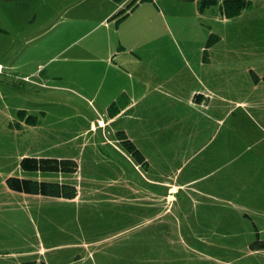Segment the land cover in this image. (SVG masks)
I'll list each match as a JSON object with an SVG mask.
<instances>
[{
	"label": "rangeland",
	"instance_id": "rangeland-1",
	"mask_svg": "<svg viewBox=\"0 0 264 264\" xmlns=\"http://www.w3.org/2000/svg\"><path fill=\"white\" fill-rule=\"evenodd\" d=\"M117 1L119 10L132 11L142 0ZM154 1L164 13L167 5L173 9L180 27L160 37L168 49L157 78L199 89L194 102L201 105L192 109L181 101L171 113L153 111L156 138H189L198 146L180 147L175 160L163 158L170 156L164 147L145 148L147 172L120 147L95 144L94 135L116 141L110 128L87 130L94 87L96 105L104 106L101 99L115 82L126 87L147 69L145 54L129 50L112 55L129 79L90 71L82 60L94 58V40L105 30L98 15L104 6L0 0V172H22L24 157L71 158L79 165L76 175L64 176L78 186L73 200L47 198L39 209L30 207L35 213L13 209L14 219L0 201V264H264V250L251 249L264 242V16L235 20L231 0L216 6L200 0L205 11L194 18L186 9L191 0ZM144 11L125 19V37L145 22ZM26 73L34 74L32 84L20 81ZM19 107L37 123L13 134L8 123L14 119L18 126ZM123 122L112 127L123 128ZM53 128L59 131L44 138ZM143 137L136 138L142 149ZM158 182L175 186L171 203L157 202V189L164 191ZM29 251L36 253L7 257Z\"/></svg>",
	"mask_w": 264,
	"mask_h": 264
},
{
	"label": "crops",
	"instance_id": "crops-1",
	"mask_svg": "<svg viewBox=\"0 0 264 264\" xmlns=\"http://www.w3.org/2000/svg\"><path fill=\"white\" fill-rule=\"evenodd\" d=\"M199 1L200 0H191L192 3L189 1L188 7H186V9H188V11L190 12L189 16L198 18L200 15L199 12L205 11V8H199ZM216 1L217 0H209V3H211L210 6H216ZM92 2L93 4L94 2H97V4H101L102 6H104V8H100L98 10V15L100 17V24L104 23L105 25V30L103 31V33H101V35L98 36V38L94 40V58L91 55V57L93 58L91 60L88 57L82 59L83 61H89L91 65L90 71L97 69L102 70L104 73V70H106L109 73H117V75H120L123 78H128V72L126 71V67H124V65H119L117 63L114 65L112 64L114 61V57L112 55L116 56L118 52H126L128 50L131 54L144 53L145 60L147 61L144 64L142 62V66H146L147 69L145 70L146 72H139L136 79L132 78L131 80L128 78L130 81H132V83L128 84V86L126 87L121 86L119 88L118 85L120 83L115 82L112 87H110V90L108 91L109 93H106L107 95H105L104 98L101 99V101L105 104L104 106L96 105L98 102H100V100L96 99V96L99 97V94L95 83H93V85L95 86L94 88L96 89L94 91L92 90V103L95 106V110H93L94 117L90 120L88 125L89 127L87 130H89L93 134H96L98 132H100L101 134L102 131L106 130L107 128H110L115 137L117 129L121 127L115 129L112 126L117 121L123 119L124 122L121 131L125 132L126 136L130 141H134L133 143L141 151L146 161L148 162V166L150 165V160L147 158L145 148L157 147L155 149H158L164 147L166 150H169L170 156L166 155V157L163 156V158L175 160L178 156L176 154H179L178 150L181 149L180 147L184 148L185 150H189L192 147L198 146L197 141H195L196 143H193L189 138L184 142L180 141L179 143H177L172 138L168 139V141L166 142V139H159L156 138V136L154 135V130L158 129V125L156 123V120L154 119L157 117L153 115V111L155 112L157 108L163 107L167 111V113L168 111L169 113H171L175 106V102H186L187 106L192 109H196L199 105H201L194 102L196 98L195 96H197L196 93L199 89L192 88L189 85L185 86V84H182L180 80H176V86L174 83V85L170 87L175 81L174 79L164 77L157 78L158 75L155 70L157 67V63H159V61L165 58L168 49L164 38L160 39V37L165 36L166 33H168L167 36H174V34L172 33V28H174L175 30L177 28H180L176 25L175 18L173 17L174 15H172L173 9L169 5H167L166 7H163L164 10H166V12L164 13V11L159 6V3L154 0H142L136 6V9L132 11H129V9H127L128 7L119 10L121 3H119L117 0H92ZM250 2V6L248 8L243 9L238 15L233 16L235 20L239 19L240 17L242 19L244 16L247 15L253 16L259 14L264 16V0H250ZM137 9L146 10L140 15L144 18L145 22L141 23L136 28L134 27L132 31L126 33L128 36L125 37L126 35H123V30H121L123 29L124 22L126 21L125 19L133 17V15L136 14ZM121 12L124 13L121 14ZM114 34L116 35V37ZM158 56H160V58H158ZM33 75V73H26L25 75L20 74L18 77H20L19 79L22 83L32 84L31 78L33 77ZM34 85L38 86L39 84ZM55 89L59 90L60 87L55 86ZM123 92L127 93L130 97L129 105L124 110H122L118 116L114 118H109L107 115L108 106L116 99V94L120 95ZM167 99L173 100V104L170 103L169 105H167ZM20 110L23 109L19 107V110L15 114L18 117V126H16L14 119H12L8 123L10 126V130L13 134L14 131H20L19 129H22L24 131L28 127H34L27 125L25 119L19 118L18 112H21ZM42 115L46 117L47 113H43ZM151 125L152 128H149ZM196 129L202 130V127H198ZM58 131L59 130L56 128L50 129L47 135L44 136V138H46L50 134L57 133ZM145 133L146 135L143 137V134ZM142 137L144 140L143 149L141 145H137L138 143L136 141V138L142 139ZM94 138L95 144L106 146L108 145L107 143H110L109 145L115 150H117V147H120L116 138V141H114V143L112 140H105L104 136L102 135H94ZM127 157L129 158L128 155ZM146 171L148 172V168L146 169ZM0 175L2 176L1 182L5 187L2 190L3 194L5 195V198H2L0 201H2L7 206V217L12 216V219L17 217V214L13 215V209L16 211L26 210L30 214L32 212L35 213L34 208H30L31 206H35L37 207V209L43 206L45 201L44 199L47 198L41 196H29L25 194L15 193L7 188L6 179L13 175H16L19 178L25 176L22 172L18 173L15 172V170L13 169L12 171H1ZM157 185H161V187L164 189L162 193L159 191L160 189H157L155 195H161V197L157 199V202L161 200L164 203L166 200L167 202L171 203L173 201L172 194L175 191V186L173 184H159V182ZM9 207H11V209H9ZM39 211L36 212L37 215H39ZM35 253L36 252L31 251L18 252L12 253L10 254V256L8 255L7 257L14 259L21 256H25L26 258H28L30 256H34ZM16 260L19 264H25L20 263L18 259Z\"/></svg>",
	"mask_w": 264,
	"mask_h": 264
},
{
	"label": "trees",
	"instance_id": "trees-1",
	"mask_svg": "<svg viewBox=\"0 0 264 264\" xmlns=\"http://www.w3.org/2000/svg\"><path fill=\"white\" fill-rule=\"evenodd\" d=\"M9 1V0H8ZM229 13L238 15L243 9L250 6V0H231ZM129 8V6H128ZM124 12H121L123 14ZM205 53V50H204ZM255 82L258 77L252 72ZM264 81V77L262 78ZM197 98V96H195ZM130 103L127 93H121L107 108L109 118H114L120 114ZM19 118L25 119L27 125L35 126V117L26 116L25 112L18 113ZM115 138L121 149L143 169L148 168V162L144 155L128 139L124 131H117ZM19 169L25 175L23 177L11 176L6 179V186L9 190L29 196H41L45 198L73 200L78 195V186L74 182L68 181L64 176H74L78 173L79 165L71 158H50V157H24L19 161ZM251 249L264 250V242L257 241Z\"/></svg>",
	"mask_w": 264,
	"mask_h": 264
}]
</instances>
